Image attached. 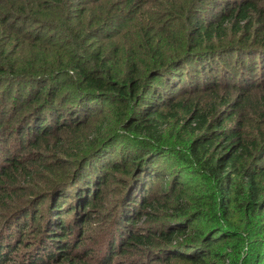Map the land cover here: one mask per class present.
<instances>
[{
  "label": "trees",
  "instance_id": "1",
  "mask_svg": "<svg viewBox=\"0 0 264 264\" xmlns=\"http://www.w3.org/2000/svg\"><path fill=\"white\" fill-rule=\"evenodd\" d=\"M0 155V224L46 250L26 264H73L49 212L87 225L109 184L100 264L263 262L264 0H0Z\"/></svg>",
  "mask_w": 264,
  "mask_h": 264
},
{
  "label": "rangeland",
  "instance_id": "2",
  "mask_svg": "<svg viewBox=\"0 0 264 264\" xmlns=\"http://www.w3.org/2000/svg\"><path fill=\"white\" fill-rule=\"evenodd\" d=\"M165 136L167 138H170L169 131L165 132ZM174 140L175 139H169L168 141H170L169 142L170 144H173ZM126 142L127 141L125 140L124 147L128 145V143H126ZM2 163H4V160H3V157L0 155V164H2ZM54 166H55V164L52 165V167H49V168H51V170H50L49 174L46 175V176H48L46 178H43L42 176L38 177V175H36L35 171H34L30 175V178L28 180L26 179L25 182L23 181L22 184L20 182V185L16 184L15 186H13L14 189L16 190V191L15 190L14 191L19 194V192H21V191H19L17 188L20 189L21 187H24V188L27 187L28 190H31L33 187L34 180H38V183H39V186H35V188L37 190H41L43 187L42 181L46 180L48 182L50 180H53V181L57 180V179H55V177H57L56 176L57 171H56V168H53ZM97 166L100 167V163H97ZM98 171H99V169H98ZM27 182H29V183H27ZM9 186L12 189V184H9ZM113 187H114L113 184H109V187L107 189H105L104 192L106 195L103 194V197H104V195H105V197L108 196V201L103 204V207L100 208V210L98 211L99 213L97 212L96 206L94 207V209H89L86 211V212H90V214L85 213V214L90 215V216H88V218H90V220H89L90 222L87 225H85V224L82 225L81 221H80L78 224L76 223L73 226L75 218L72 215L60 217L59 213H62L64 211V208H65V206L63 204H61L63 206V209L60 212H57V211H56V213L52 212V211L49 212V216H48L49 218L48 219L53 220L54 218H57V220L59 219L62 223H64L65 227L68 226V227H71V229H74L71 233H69L67 235V238H66V240L74 241L73 244H75V248L73 249L74 251L72 250L73 258L75 261L73 264H100L98 241L101 240L100 236H102V237L104 236V235H101L100 232L102 231V229L105 226H104V223H101V225H100L101 228L99 229L98 224L102 220L105 221V214H110L111 213V207L115 204V203H113V201H111V200L115 199L114 198V192L113 193L110 192ZM76 189H78L77 186H75V188H72V192L70 191V188L67 190V192H68L67 203L71 202L70 205H72L75 202V200L79 201L78 196H79L80 190H76ZM18 194H16L15 196H17ZM21 195L22 194H20L19 196H21ZM40 200L41 199H38L37 202L31 203L28 206V209H27V205H25V210H28L31 213V215H29V216H34L33 214L36 213V218H37L38 213L39 214L41 213L40 220H41V222L44 223L45 222L44 216H46L44 209H47V207L50 206V203L48 202L49 200L46 198L45 200H43L39 204ZM62 200H65V199H61V201ZM37 203H38V205H37ZM43 213H44V216H43ZM3 214H5V213L1 212V216ZM9 214H10V216L12 215L11 213H9ZM22 214L23 213H18V214L15 213V215L10 217V219H11L10 223L5 224V226H1L2 224H0V241L1 240L3 241V243H1V244L3 246L4 245L7 246L8 244H11L12 246L15 247L12 251L9 252V254L10 253L12 254V255H10V258H11L10 262L8 261L9 264H15V262H20L21 260H23L24 255H25V260L22 262L23 264L28 263V262H26V260H31L30 256L34 257L33 255H35L37 258H39V257L45 258L46 257V255L44 253L46 251L45 247L41 243L37 244V247L33 248V249L29 248V245L26 244L27 242H32V244H34L35 242L37 243V239H36V233H37L36 226L37 225H35V222L30 221L29 219L23 220V216H21ZM0 220H2V219H0ZM9 220H7V221H9ZM57 220L55 219L56 222H58ZM24 222H25V224H28L27 227H29L30 230H27V232H25V234H23L24 237H21V235H18L16 233H18L19 228L21 227V225ZM0 223H1V221H0ZM7 225H9V226H7ZM45 226H46V223H45ZM114 228L115 227H113V229L111 230V232H112L111 235L113 233H115V232H113ZM11 234L12 235L15 234V239L17 240V242L15 241V239L10 240ZM98 234H100V235L98 236ZM19 241L21 242V244H18ZM38 242H39V240H38ZM46 243H47V246L49 248L50 247L52 248V246L49 245V243H51V242H46ZM38 250L40 253L37 255L36 252ZM51 251H52V253L54 252L53 250H51ZM4 252H6V251H4ZM101 252H102V247H101ZM49 264H55V263L49 262ZM56 264H64V263L58 262ZM259 264H264V261L260 262Z\"/></svg>",
  "mask_w": 264,
  "mask_h": 264
}]
</instances>
